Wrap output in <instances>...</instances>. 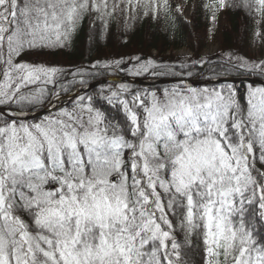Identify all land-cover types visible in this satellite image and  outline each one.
Masks as SVG:
<instances>
[{
  "label": "snow or ice",
  "instance_id": "1",
  "mask_svg": "<svg viewBox=\"0 0 264 264\" xmlns=\"http://www.w3.org/2000/svg\"><path fill=\"white\" fill-rule=\"evenodd\" d=\"M202 7L213 24L243 10L264 45V0ZM174 11L170 0H0V264H264V57L49 59ZM133 60L128 75L169 86L113 83L60 105ZM205 71L211 86L195 85Z\"/></svg>",
  "mask_w": 264,
  "mask_h": 264
},
{
  "label": "trees",
  "instance_id": "2",
  "mask_svg": "<svg viewBox=\"0 0 264 264\" xmlns=\"http://www.w3.org/2000/svg\"><path fill=\"white\" fill-rule=\"evenodd\" d=\"M170 2L173 10H175L178 5L177 0H170ZM206 2L208 0H189L190 9L186 17L181 12L175 13L174 11V17L168 20L161 19L159 22H156L151 19H144L132 22L133 27L126 32L123 30L117 31L114 28L111 35L105 41H101L98 46L93 48L91 54L88 52L87 43L81 42L74 51L63 54L57 53L49 57V59L52 63L61 64L65 67H70L80 62L88 65L97 58L104 59L106 57L111 59L123 57L125 62L135 56L142 58L159 57L163 61H175L179 56H174L171 52L181 48L188 50L189 56L198 58L202 57L201 54L211 37L218 39L219 48L217 53L208 57L214 58L221 51L237 49L241 54L255 58L250 54L254 22L248 19L243 10L227 8L218 13L217 20L213 24L209 19L210 14L205 12L202 7ZM134 63V60L131 63H126L123 70H116L114 68L100 70V74L94 78L88 77V84L107 77H128L138 80L153 79L150 74L139 77L128 75L127 69L132 68ZM89 70L96 71L93 69ZM209 76H211V73L205 71L202 75H194L190 79L205 81L208 80ZM255 79L259 80V78ZM108 84L96 87L87 93L91 94L101 87H106ZM78 87L80 86L77 84L72 92ZM158 87L163 88L167 86Z\"/></svg>",
  "mask_w": 264,
  "mask_h": 264
},
{
  "label": "water",
  "instance_id": "3",
  "mask_svg": "<svg viewBox=\"0 0 264 264\" xmlns=\"http://www.w3.org/2000/svg\"><path fill=\"white\" fill-rule=\"evenodd\" d=\"M118 82H120V83L121 82H127V83H130L133 85L146 86L147 87L153 83H155L157 86H169L170 80L169 79H158V80L144 81V80H137V79L128 78V77H107V78L95 81L91 84H88L89 85L88 87H85V88L78 87L73 92L66 94V95H62L59 103L61 106L69 103L76 92H80V94H85V93H87V92H89V91L93 90L94 88L99 87L101 85L108 84V83H118ZM192 82L197 86H203L204 84H208L209 86H211V83L209 80H205V81L192 80ZM247 82L248 81H246V83ZM256 82L259 83V80L256 79Z\"/></svg>",
  "mask_w": 264,
  "mask_h": 264
},
{
  "label": "rangeland",
  "instance_id": "4",
  "mask_svg": "<svg viewBox=\"0 0 264 264\" xmlns=\"http://www.w3.org/2000/svg\"><path fill=\"white\" fill-rule=\"evenodd\" d=\"M177 4L180 5L182 8L181 14L184 17H186L190 9L189 0H177ZM218 48H219L218 39L215 37H211V39L209 40V43L204 48V51L202 52L201 56L208 57V56L214 55L215 53H217ZM171 54L174 56H179V57H185V56L190 55L188 50H186L185 48L172 51ZM250 54L251 56H254L255 58L264 57V45L260 44L259 42L254 43L251 38Z\"/></svg>",
  "mask_w": 264,
  "mask_h": 264
}]
</instances>
